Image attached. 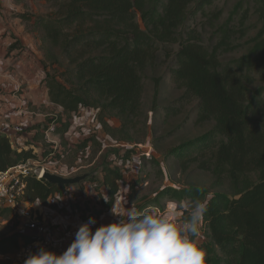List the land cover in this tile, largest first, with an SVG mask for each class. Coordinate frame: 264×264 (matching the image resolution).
Masks as SVG:
<instances>
[{
    "label": "trees",
    "instance_id": "1",
    "mask_svg": "<svg viewBox=\"0 0 264 264\" xmlns=\"http://www.w3.org/2000/svg\"><path fill=\"white\" fill-rule=\"evenodd\" d=\"M42 1L55 11L47 16H13L42 32V85L54 110L27 129L30 137L22 148L10 137H0V173L28 161L46 167L102 149L104 145L94 136L66 140L74 121L84 113L112 138L132 142L130 131L143 113L145 74L167 66L166 77L183 94L164 108L165 118L181 114L179 103L195 101L197 122L213 124L203 136L171 150L170 156L183 170L195 166L210 173L219 187L228 183L230 194L164 187L135 206L138 211H163V199L188 203L200 199L208 206L200 242L210 264H264V0L240 1L224 22L223 10L209 11L218 0ZM253 16L257 21L248 26ZM199 27L213 30L214 47L203 44ZM16 43L21 48L20 41ZM56 49L60 58L54 54ZM237 50L246 52L221 60ZM163 80L162 76L152 78L155 110ZM109 119L117 120L120 127L112 128ZM134 153L132 148L116 155L126 165ZM94 170L79 186L82 191L85 185L93 187L98 199L86 202L80 212L82 223L90 218L98 221L108 213L126 183L114 160ZM25 182V201L52 209L74 188L59 189L34 175ZM138 184L129 185L130 191L134 193ZM6 214L12 213L0 210V215ZM31 242L28 234L14 229L0 238V257L12 256ZM25 260L5 259L0 264H24Z\"/></svg>",
    "mask_w": 264,
    "mask_h": 264
},
{
    "label": "rangeland",
    "instance_id": "2",
    "mask_svg": "<svg viewBox=\"0 0 264 264\" xmlns=\"http://www.w3.org/2000/svg\"><path fill=\"white\" fill-rule=\"evenodd\" d=\"M240 1L242 0H218L214 8L208 10H223L224 14L221 22H224ZM37 6L41 7L38 8V12L42 13L43 16L50 15L55 11L51 5L44 3L42 0L38 2ZM250 7H253V4H250ZM198 20L199 22L202 21L199 18ZM256 21V16H253L248 26L255 24ZM198 31L201 32L204 45L210 48L215 46L217 39L212 38L213 30L199 27ZM255 34L256 31H252L250 36ZM245 52L246 50H237L222 56L221 60L236 59ZM54 54L60 58L59 49L54 50ZM62 65L65 69L67 67L66 61H63ZM166 72L167 66H162L156 70H148L145 74L143 113L136 128L130 131L132 142H119L118 139L112 138L106 129L100 126L93 117L83 114L81 121L75 120L77 125L69 136L70 141L77 142V139L79 141L94 136L101 141L104 147L102 149H90L86 155H78L76 158L60 164L48 165L45 167L46 173L65 178H73L87 173L94 175V169L98 165L104 164L105 161L112 162L114 160L115 166L121 168L125 173L129 185L139 183L134 192L137 201L144 197L152 196L156 191L164 187L177 189L197 187L208 189L211 193L225 192L230 194L228 183L219 187L210 173L201 171L195 166H192L189 170H183L179 165V161L175 157L170 156L171 150L203 136L212 129L213 124H199L197 122V102L195 101L186 102L184 105L179 103L177 106L182 108L181 114L176 117L165 118L164 108L173 104L183 94L173 87L169 78L166 77ZM161 76L164 80L160 87L155 110L153 109L155 86L152 78ZM50 113L51 111L48 112V114ZM18 116H20V113ZM108 123L112 128L120 127V123L117 120L109 119ZM52 140L58 141L56 138H52ZM132 148L135 149L132 161H130V164H126L127 166L122 165L118 161L116 154ZM85 186V188H90L89 185ZM76 188L74 191L76 195L85 197L81 194V189L79 187ZM87 196H89V192L86 193ZM170 202H173V200L163 199L160 202V208L163 211L153 212L162 213L167 211V205ZM175 202L179 204L178 201ZM184 203L187 205L188 202ZM181 212L183 215V210ZM14 229H19L17 219L12 214L0 215V238L11 233ZM202 238L203 232L201 231L199 240Z\"/></svg>",
    "mask_w": 264,
    "mask_h": 264
},
{
    "label": "crops",
    "instance_id": "3",
    "mask_svg": "<svg viewBox=\"0 0 264 264\" xmlns=\"http://www.w3.org/2000/svg\"><path fill=\"white\" fill-rule=\"evenodd\" d=\"M39 1L41 0H0V94L2 95L0 130L20 148L23 147L24 140L30 137L27 129L43 122L49 115L48 112L54 110V107L47 103V92L42 85L44 79L40 66L44 48L42 32L35 29L33 23H23L21 19L13 16L24 13L43 16L38 12V8H41L37 6ZM17 40L20 41L21 48L17 47ZM84 115L88 114L84 113ZM81 119L82 116L77 120L81 121ZM15 125L23 126L27 133L19 137L11 136L10 128ZM76 125L74 121V127ZM74 127L71 132L74 131ZM71 132L66 136L69 142H71L69 139ZM124 180L126 183L121 186L115 205L97 221L93 226L94 229L119 219L113 214V209L120 213L124 207H131L133 202L136 203L137 199L130 191L125 173ZM79 186L67 191V195L60 198L56 209L43 206L39 202L30 204L40 217L56 230L55 245L50 249L51 251L62 253L70 246L75 233L84 224L80 221V212L84 205L87 201L93 203L98 200L91 186L84 188L83 191L80 190L85 197L76 195L74 191ZM87 192L89 196L86 197ZM18 230L24 232L20 227Z\"/></svg>",
    "mask_w": 264,
    "mask_h": 264
},
{
    "label": "clouds",
    "instance_id": "4",
    "mask_svg": "<svg viewBox=\"0 0 264 264\" xmlns=\"http://www.w3.org/2000/svg\"><path fill=\"white\" fill-rule=\"evenodd\" d=\"M167 208L138 211L133 202L120 213L113 209L118 220L95 229L97 221L90 218L62 253L38 246L24 264H210L199 240L207 203L173 201Z\"/></svg>",
    "mask_w": 264,
    "mask_h": 264
},
{
    "label": "built area",
    "instance_id": "5",
    "mask_svg": "<svg viewBox=\"0 0 264 264\" xmlns=\"http://www.w3.org/2000/svg\"><path fill=\"white\" fill-rule=\"evenodd\" d=\"M2 95L0 94V104ZM11 136H24L27 132L21 125L10 128ZM3 135L0 130V137ZM51 138V134L47 133ZM46 169L38 161H28L14 167L7 172L0 173V210H10L17 219L21 230L30 236L32 242L23 246L14 255L0 257L1 260L10 259L14 262H22L27 259L28 254L44 246L47 249L53 248L56 239V230L53 226L44 221L28 202L25 201L26 182L25 179L34 175L38 180H42Z\"/></svg>",
    "mask_w": 264,
    "mask_h": 264
},
{
    "label": "water",
    "instance_id": "6",
    "mask_svg": "<svg viewBox=\"0 0 264 264\" xmlns=\"http://www.w3.org/2000/svg\"><path fill=\"white\" fill-rule=\"evenodd\" d=\"M92 176H93V174L87 173V174L76 176L73 178H64V177H61L59 175L45 173L44 179L48 183H50L52 185H56L59 189H63L64 187L79 186L82 183H84L85 181H87Z\"/></svg>",
    "mask_w": 264,
    "mask_h": 264
}]
</instances>
